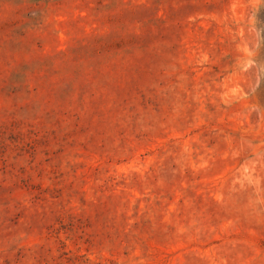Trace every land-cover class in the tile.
Here are the masks:
<instances>
[{"label":"rangeland","instance_id":"1","mask_svg":"<svg viewBox=\"0 0 264 264\" xmlns=\"http://www.w3.org/2000/svg\"><path fill=\"white\" fill-rule=\"evenodd\" d=\"M0 264H264V0H0Z\"/></svg>","mask_w":264,"mask_h":264}]
</instances>
